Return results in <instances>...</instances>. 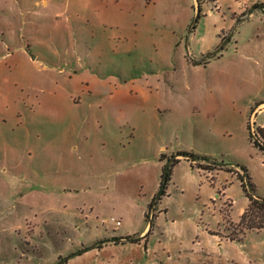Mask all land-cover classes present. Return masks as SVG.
Masks as SVG:
<instances>
[{
	"label": "rangeland",
	"instance_id": "1",
	"mask_svg": "<svg viewBox=\"0 0 264 264\" xmlns=\"http://www.w3.org/2000/svg\"><path fill=\"white\" fill-rule=\"evenodd\" d=\"M261 3L0 0V264H264L227 172L264 198Z\"/></svg>",
	"mask_w": 264,
	"mask_h": 264
},
{
	"label": "trees",
	"instance_id": "2",
	"mask_svg": "<svg viewBox=\"0 0 264 264\" xmlns=\"http://www.w3.org/2000/svg\"><path fill=\"white\" fill-rule=\"evenodd\" d=\"M255 9L259 8L264 10V3H261L259 5H255L254 7ZM199 9V14H200V6H198ZM248 129L250 131V138L252 139V133H251V124H248ZM258 138L254 141V145L256 147H258L260 150L264 151V128L262 127H258ZM177 156H183L185 157L186 160L190 161L193 164H196L198 161H209V158L206 156H199L196 155L194 153H190V152H179L177 153ZM164 157L165 154H161L160 157V161H164ZM180 162V159H176L169 167L168 169V174H167V182H166V187L164 190V193L162 196H164L166 194V190H167V186L171 180V176H172V171H173V167ZM164 168L163 167V172H164ZM206 170H214V167H210V168H204ZM241 170L243 171V175L238 173V178L241 181V186L242 189L244 191V193L246 194V196L249 198L250 203L248 205V207L246 208L245 212L242 214L241 219H240V225L246 230V231H252V230H263L264 229V198L258 197L256 194V187L253 184L251 177L249 175V172L247 170L246 167H241ZM228 171L230 172H234V170L229 169ZM163 184V174H162V178H161V184H160V190H161V186ZM159 190V191H160ZM156 197L157 195H155V197L153 198L152 202L149 204L148 209L151 210L153 209L157 203L156 201ZM161 199V198H160ZM159 199V200H160ZM159 202V201H158ZM149 215L146 213L145 214V219L146 221H148ZM148 224L150 225V230L149 232L144 236V238H146L150 232L152 231L153 228V223L148 221ZM244 234V233H243ZM118 239V238H116ZM232 241H235L236 238H231ZM136 241V240H133ZM103 242H107V241H102Z\"/></svg>",
	"mask_w": 264,
	"mask_h": 264
},
{
	"label": "crops",
	"instance_id": "3",
	"mask_svg": "<svg viewBox=\"0 0 264 264\" xmlns=\"http://www.w3.org/2000/svg\"><path fill=\"white\" fill-rule=\"evenodd\" d=\"M261 2H263L264 3V0H260ZM217 8V7H216ZM207 50H205V51H203L202 53H204V52H206ZM260 127H264V125H262V126H260ZM251 144L253 145V147H254V149L256 150V151H259L260 153H262L263 154V152L264 151H262V150H260L258 147H256L252 142H251ZM164 154V153H163ZM182 160H186V159H182ZM182 160H180V162L182 161ZM188 161V160H187ZM161 162H163V161H161ZM179 162V163H180ZM189 162V161H188ZM178 164V163H177ZM191 166L194 168V164H192L191 163ZM230 166H232V167H234V172H230V171H227L228 173H230V174H232V175H236L237 177H238V173H239V170H238V167L239 166H237V165H234V164H232V165H230ZM198 168V167H197ZM198 169H201V170H203V171H207V173L211 176V180L213 181V180H215V179H217V177L220 175V173L222 172V171H224L223 169H214V170H206V169H202V168H198ZM226 171V170H225ZM172 175H173V171H172ZM250 175V174H249ZM251 177V176H250ZM239 179V178H238ZM171 180H172V176H171ZM170 180V181H171ZM240 180V179H239ZM251 180H252V178H251ZM253 182V181H252ZM160 184H161V182H160ZM254 184V183H253ZM255 185V184H254ZM242 187V186H241ZM255 187H256V185H255ZM159 189H160V185H159ZM227 190H228V188H227V186L225 185V186H223V188H222V190H219V192L217 193V195H216V197H214L213 199H212V202H213V205H212V207H214V208H216L217 206H219V204H218V202L221 200H224V201H230L231 202V198L229 197V195H227ZM244 192V191H243ZM157 193H155V195H156ZM256 194H257V196L258 197H260V195L258 194V192H257V187H256ZM155 195H154V197H155ZM165 195H167V190H166V194ZM164 195V196H165ZM246 195V194H245ZM163 197V196H162ZM247 197V196H246ZM248 198V197H247ZM161 200V199H160ZM159 200V201H160ZM160 203V202H159ZM158 203V204H159ZM225 203V202H224ZM249 203H250V200H249V198H248V200H247V205L245 206V208H243V210H242V214L245 212V210H246V208L248 207V205H249ZM233 205H234V203L232 202V207H231V209H230V212H231V210H232V208H233ZM148 206L149 205H147V209H148ZM222 208H223V206H222ZM222 208H221V211H222ZM147 212V211H146ZM146 212H145V214H146ZM159 212L161 213L162 212V210H159ZM222 213H223V211H222ZM224 215V213L222 214V216ZM145 216V215H144ZM223 219H224V216H223ZM240 219H241V217H240ZM240 219H238V220H240ZM233 221V220H232ZM237 221V220H236ZM121 222V221H120ZM120 225H122V223L120 224ZM150 225L148 224L147 226H146V228H145V230L141 233V235H143L145 232H146V230L148 229V227H149ZM116 235L117 236H128V235H138V233H135V232H133V231H126V232H116ZM213 236H218V235H216V234H212ZM220 240V242H222L223 241V239L221 238V239H219ZM233 242V241H232ZM209 259V258H213V256H212V254L211 253H209V252H203V254L200 256V258H199V262L198 263H202V261H204L205 259Z\"/></svg>",
	"mask_w": 264,
	"mask_h": 264
},
{
	"label": "water",
	"instance_id": "4",
	"mask_svg": "<svg viewBox=\"0 0 264 264\" xmlns=\"http://www.w3.org/2000/svg\"><path fill=\"white\" fill-rule=\"evenodd\" d=\"M199 12V11H198ZM198 18H199V13H198V16L196 17V19L194 20L193 24H192V28L196 26L197 22H198ZM191 28V30H192ZM190 30V31H191ZM177 156L173 157L172 159H170L168 161V163L166 164L165 168H164V172H163V184L161 186V190L159 191L157 197H156V201L157 202L163 195L164 193V190H165V187H166V182H167V174H168V169L170 167V165L174 162V159L176 158ZM128 242H131L133 241V238H127L126 239ZM68 259H65L64 261L67 262Z\"/></svg>",
	"mask_w": 264,
	"mask_h": 264
},
{
	"label": "built area",
	"instance_id": "5",
	"mask_svg": "<svg viewBox=\"0 0 264 264\" xmlns=\"http://www.w3.org/2000/svg\"><path fill=\"white\" fill-rule=\"evenodd\" d=\"M258 129V128H257ZM255 127H252L251 126V133H252V137L255 138V140L258 138V130H257ZM117 224L120 225L121 222L120 221H117Z\"/></svg>",
	"mask_w": 264,
	"mask_h": 264
},
{
	"label": "flooded vegetation",
	"instance_id": "6",
	"mask_svg": "<svg viewBox=\"0 0 264 264\" xmlns=\"http://www.w3.org/2000/svg\"><path fill=\"white\" fill-rule=\"evenodd\" d=\"M219 49L221 50L222 48H219ZM217 51H218V50H217ZM219 52H220V51H219ZM219 52H218V53H219Z\"/></svg>",
	"mask_w": 264,
	"mask_h": 264
}]
</instances>
